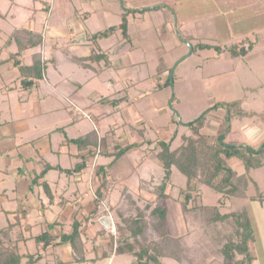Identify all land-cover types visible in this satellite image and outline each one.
<instances>
[{
    "label": "rangeland",
    "instance_id": "obj_1",
    "mask_svg": "<svg viewBox=\"0 0 264 264\" xmlns=\"http://www.w3.org/2000/svg\"><path fill=\"white\" fill-rule=\"evenodd\" d=\"M177 1L180 5L178 9L183 8L186 17L188 16L189 24H196L198 20L203 19L207 22L208 30L206 32L209 34L206 33V35L208 36L190 37L189 40H186L182 33L176 30V27H178L176 26L177 21L179 23L183 19V12L181 11L174 14L172 22H166L171 30V32H168V27L161 26L160 19L163 18V15H152L149 10L146 14H142L143 12H133L134 16L130 14L131 12L128 9L133 6L129 0L97 1V6L99 4H109L110 7L104 8L103 6L102 10H97L98 12L94 13L97 16L91 20L93 30L120 23L122 21L121 12L129 13V19L134 21L131 30H139L138 35L133 34L131 41L125 43L119 41V32L102 41L104 43L103 47L109 46L112 58H114L112 54L118 55L123 50H131V57L134 58V62L128 67L130 69L128 73L131 74L120 78L117 75L119 69L116 67V69H105L101 74L95 75L92 70L83 68L73 62H61L62 64L59 63L60 66L57 65L58 69H56L49 61L47 63L48 78L50 81L59 82L58 86L61 88L62 93L55 91L53 86L46 85V82L42 89H36L32 93L24 90L11 92L9 94L11 100L7 105L5 103L3 105L0 101V136L3 133L15 135L18 141L48 137L52 141L53 148L57 149L62 140L67 142L68 138L83 135L94 129L93 126L95 128L100 126L102 132L107 131L109 134L111 150H113L115 144L119 143L138 145L136 146L138 150L134 148L132 152L125 153L119 160L111 164L110 172H118L120 177H115L117 174H111L112 182L109 183L108 188H120L122 191L121 201L124 192L122 189L125 188V192L130 189L131 192H135V196L138 195L141 202H143L144 197L151 199L157 197L158 193L155 186L159 184L164 175L162 165L155 158V153L160 149L159 140H169L173 132L178 137L181 134L190 133L187 123L219 101L237 100V108L257 113L252 117L235 113L231 118V125L240 127L243 130L241 140L249 144H255L247 134L245 135L244 127L256 125L264 133V86L261 80L264 74V0H237L238 3L236 4L239 5L236 6L233 3L235 12L231 16L228 14L230 10L232 11V8L228 11L218 12V9L214 6L218 2L225 3L228 0ZM17 2L20 3V6L14 8L17 16L12 19L13 23H11L10 17L5 18L7 20H1L0 18L2 24L0 26V47L4 45L5 39L9 37L16 26H26V22L29 23L28 20L34 14H36L35 22L37 20L38 22L45 21L48 17L46 8H42L45 0H17ZM46 2L48 5L53 4V0H46ZM87 2L89 1L73 0V3L77 5L86 4ZM159 3L164 4V1L135 0V4L142 7H153ZM8 5L7 0H0V9L7 10ZM36 8L40 10L36 11ZM163 10L164 8H160L157 11L164 14L165 19ZM106 13H109L107 18L101 16V14ZM14 24L15 26H12ZM39 26L40 24L37 23V27ZM199 42H205V44L220 43L222 47L230 45L235 47V51L238 53L241 49L248 48L250 45H257V48L249 55H251L250 58L256 59L258 62L255 61L256 65H254L248 57H233L232 51L226 49V47H223L220 51L214 47L203 46L193 50L192 44ZM67 47L66 40H61L56 57L61 59L69 55L70 53L66 52ZM13 49L15 50L14 47H12V51ZM36 49L37 47H34L27 52L30 53ZM8 53L7 51L2 52V54L0 52V61L6 58ZM123 57L124 55L115 59L121 62ZM2 64L3 62L0 64V68ZM93 65L98 66L96 61ZM166 73L170 78L169 84L167 83L168 75ZM171 75L173 76V84ZM110 79L114 80V86L109 85L108 81ZM253 86L256 87L252 88ZM74 91L81 96L77 97V94H72ZM19 97L23 99L22 116H18L16 112ZM173 97H175L174 101ZM38 100H40V106L37 104ZM171 102L172 106H170ZM60 103L74 109V115L78 119L73 125L69 124L72 119L71 114L66 108L60 109ZM35 106L40 111L37 115H35ZM2 112L4 116H2ZM224 112L225 110L221 108L208 114L207 127L204 131L208 132L209 136L214 137ZM89 114H92L93 117L86 116ZM22 118L31 126L30 129L14 131L16 123L21 121ZM35 122H38V127L34 124ZM33 124L38 130H35ZM258 139L257 143L260 144L264 137ZM180 142L181 140L176 138L173 144L176 146ZM0 146H4V149H10L3 144H0ZM73 148H71L70 153H47L44 162L42 157H38L33 152L34 148L27 156L23 152V162L16 160L15 157L12 158V156L7 157V154L0 151V187H6L8 193H10L9 196H11L9 200H13V194L17 195L18 193L12 188L15 186V181L19 179L15 172L19 166H22L25 172L31 170L29 165L32 169L40 171L45 162L61 163L64 167H71L77 159H80ZM261 148L262 145L259 146L258 150ZM11 153L14 156L20 152H16L14 149ZM26 157L32 160L27 161L25 160ZM10 159L11 161H9ZM112 159L100 155L97 157V162L105 164ZM39 161L42 162L39 163ZM88 169L90 170L91 167H88ZM89 170L86 172H89ZM39 171L38 173H40ZM49 172L48 177L50 179L57 178L59 175L68 178L67 174H60L55 169H51ZM30 174L33 177L35 176L34 172ZM30 174L27 177L31 180ZM23 175L26 174L20 175L22 179L25 178ZM251 175L256 184L250 183L246 198L229 199L223 211L233 210L246 204L245 206L248 207L255 226V241L251 244L255 259L252 264H264V166L253 169ZM143 178L150 180V183H144ZM6 179L7 181H5ZM28 181H24V183L26 184ZM186 181V176L174 167V186L168 185L166 191L171 192L172 196L178 197L179 188L184 187ZM38 185L36 184L34 188L38 189ZM83 187L87 190L88 185L85 183ZM19 190L22 194L23 188L20 187ZM200 190L203 191L201 193L204 195L205 202L215 201L216 192L206 186L200 187ZM89 194L91 193H88V196ZM93 194L94 192H92V198L95 197V194ZM107 202L106 199H103L102 215L99 216V220L102 219L103 221V215L109 214V211L115 213L122 210L121 208L126 209L128 203L123 200L122 206L115 205L112 207V203L108 204ZM165 203L170 206L167 211L170 234L174 236L187 234L185 236L186 242L190 247L187 248L188 251L186 252L181 251V255L175 249L173 243L167 245L165 251L176 256L166 255L163 264H222L218 253L217 256L216 252L212 253L211 256L204 255V248L207 245L203 244V234L196 232L197 225L192 218L186 219L183 216L178 201H174L170 197ZM1 206H4V210L10 209L14 206V203L4 201ZM86 206L85 209L79 210L80 219L89 212V205ZM90 206L92 205L90 204ZM58 209L54 208L55 212ZM128 211H131V209ZM7 217L5 213L1 214L0 224H5ZM199 218L197 217L198 221L203 220L201 213ZM9 219H12V217L10 216ZM220 226L221 233L216 232L218 236L214 237L216 240L213 242V249L218 252L221 248L223 232L232 228L228 220L223 221ZM106 229L109 230L110 234L115 232L112 227L107 226ZM191 245L193 246L191 247ZM120 260L121 264H134L135 261L132 256H123Z\"/></svg>",
    "mask_w": 264,
    "mask_h": 264
},
{
    "label": "trees",
    "instance_id": "obj_2",
    "mask_svg": "<svg viewBox=\"0 0 264 264\" xmlns=\"http://www.w3.org/2000/svg\"><path fill=\"white\" fill-rule=\"evenodd\" d=\"M4 14L1 13L0 17ZM119 30L124 39H130L128 16L124 13L122 21L117 26H111L105 30L93 34L92 40L97 43L98 39L109 37L115 31ZM44 42V36L41 32L22 27L14 30L5 46L9 47L16 44V50L9 52V55L2 62H12L13 66L18 69L20 80L17 86L24 91H30L39 86L47 73V63H54L56 59L47 60L44 58L41 50L31 53V62H25V53L29 49L41 46ZM200 44V45H199ZM214 47L219 51L220 46L205 44L199 42L192 44L193 50L201 47ZM253 45L241 49L238 53L235 47H229L233 56L246 54ZM106 57V65L110 63L109 58L104 53L94 51L90 56L74 58L83 66L89 67L93 62H99ZM90 63L87 64L86 62ZM170 75V71H169ZM169 75L167 83L169 84ZM175 97H173L174 101ZM238 107V101H219L213 107L203 112L197 118L191 120L187 126L190 133L176 136L175 132L169 140H159V151L155 153V158L162 165L164 175L159 184L155 186L158 195L151 199L144 197L143 202L140 198H135L127 189L123 192V199L127 201L126 209L119 210L117 229L126 231L115 242L118 253H129L134 255V264H163L166 255L176 256L167 253L165 247L174 244L178 253L188 251L186 235L174 236L169 232V220L167 217L168 206L165 203L170 197L178 201L183 216L188 219L192 218L197 225L196 232L203 234L204 255L211 256L216 252L221 259L222 264H252L255 256L252 253L251 244L255 241V226L250 211L247 206L223 211L227 201L231 198H246L247 190L250 183H255L251 171L264 166V140L259 145L254 146L241 142L240 128L232 127L231 118L235 113L238 115H257L253 111H243ZM225 110L221 123L219 124L214 137L209 136L204 130L207 127L208 114L211 111ZM235 108V109H234ZM176 131V130H175ZM109 135L100 136L95 131L88 132L83 136L67 139L70 143L78 146L80 150L90 148L83 156L82 161L77 162L72 168H62L50 163L44 164L40 173L35 172L29 191H34V186L39 183L46 173L51 169H59L61 172L71 174L79 172L88 165V158L100 154L113 159L108 163H94L93 171L99 181V186L94 197V209L89 216L85 218L100 215V206L103 201L104 192L102 189L109 182L110 166L119 160L125 153L138 146L137 144H115L113 150L109 146ZM176 138L181 140L180 144L174 146ZM223 138V140H222ZM262 148L258 150L259 146ZM236 158L243 164L245 172L238 171L230 164V159ZM176 167L183 175L186 176V184L179 188L178 197L172 196L167 192V186L173 185V168ZM144 183H150V180L144 179ZM44 190L49 197H52L49 184L46 180L42 182ZM208 187L217 193L214 204H204L202 197L203 191L200 187ZM259 190V189H258ZM260 191V190H259ZM202 192V193H201ZM261 192V191H260ZM202 208V209H201ZM131 209V211H128ZM7 216H12L7 224L0 226V264H37L40 256L31 253H21V246L32 234L35 223L27 219V209L23 204L19 205L12 211H6ZM202 219L198 221L199 214ZM200 219V218H199ZM205 219V220H204ZM228 220L232 228L223 232V240L220 251H214V237L220 234V224ZM57 224L56 220L48 222V227L40 233L33 236L38 244L43 246L52 245L56 236L51 234V229ZM82 223L76 218L72 222V232H62L55 244L70 243L74 251V258L79 262H88L97 258H86L85 241L82 236ZM218 231V232H217ZM217 232V233H216ZM220 236V238L222 239ZM193 245H191L192 247ZM167 253V254H166ZM26 260L24 261V259ZM40 264V263H39ZM44 264H49L45 262Z\"/></svg>",
    "mask_w": 264,
    "mask_h": 264
},
{
    "label": "crops",
    "instance_id": "obj_3",
    "mask_svg": "<svg viewBox=\"0 0 264 264\" xmlns=\"http://www.w3.org/2000/svg\"><path fill=\"white\" fill-rule=\"evenodd\" d=\"M9 2V5L7 6V10H1V13L5 15V17H0L1 20L10 17L11 19V23H13L12 19L16 18L17 13L16 10L14 8H17L18 6H20V3L17 2V0H7ZM84 1H89L86 4H80L77 5L76 3H73V0H53V4L52 5H48L46 0L42 5V8H46L48 17L46 18L45 21H39L38 20L35 22L34 20L36 19V14H34L33 16L30 17V19L28 21H30L29 23L26 22V26H16L15 29L12 30V32L18 28H22V27H27L29 29L41 32L44 36V42L42 43L41 46H38L36 50L33 51H40L42 52L43 56L45 59L47 60H51L52 58L56 59L53 64V66H55L56 69H58L56 66H60V64L64 63V62H73V63H77L79 66L86 68V69H90L94 72L95 75H99L102 72H104L105 69H110V68H115L117 67L118 72L117 75L120 78H124L126 75H130L131 73L128 69L129 65L132 64L134 61V58L131 57V50L129 51H122L120 54L115 55L112 54V56L114 58H112L110 56V49L109 46L107 47H103L102 41L104 39H108V37L105 38H101L97 40V43H95L92 40V36L93 34L97 33L98 31L101 30H105L111 26H117L120 23L118 22V24H111L108 25L106 28H100V29H96L93 30L91 25V20L93 17L97 16L94 13H97V10H102L103 6L104 8H109V4H103V5H98L97 6V1L99 2V0H84ZM104 0H102L103 2ZM132 3V6L130 9H128L129 12H131L130 14L137 13V12H143L142 14H146V12L149 10L152 15H163V18L160 19L161 21V26L163 27H168L167 31L171 32V30L169 29V24L166 22H172L173 21V17L174 14L178 11L183 12V8L180 10L178 9V7H180V5H178V1L177 0H161L164 1V4H156L153 7H142V6H138L137 4H135V0H129ZM167 1V2H166ZM109 2V0H108ZM237 6L239 4L237 0H228V2L222 3V2H218V3H214L215 7L218 9V12H224V11H228L230 10V8H232V11H229V16H231L232 13L235 12V10L233 9V7L235 6L234 4ZM163 6V7H161ZM183 6V5H182ZM160 8H164V12H165V19H164V14H160L161 12L157 11L160 10ZM36 8V11H39L40 9ZM152 9V10H150ZM104 10V9H103ZM155 11V12H154ZM36 13V12H35ZM118 14H120L118 12ZM121 17H123L124 12H121ZM136 15V14H135ZM101 16L103 17H108L109 13L106 14H101ZM128 16V22H129V32H130V39H124L122 37V34L119 32V30L115 31L112 35L117 34L118 32L120 33L118 38L119 41H121L122 43L131 41L133 34L134 35H138L139 30L135 31V30H131L132 25H134V21L132 19H129V13L127 14ZM183 19L181 22L178 23L177 21V25L178 27H176V30H179V32L182 33V35L184 36V38L186 40H189L190 37H203V36H208L206 35V32L208 30L207 28V22L203 19V20H198L196 24H189L188 22V16L186 17V13L183 12L182 13ZM186 17V18H185ZM7 20V19H5ZM37 23L40 24L39 27H37ZM29 24V25H28ZM210 25V24H209ZM0 26H2V24L0 23ZM4 26V25H3ZM12 26H15L12 25ZM37 27V28H36ZM1 31V29H0ZM11 32V33H12ZM209 34V33H208ZM11 35V34H10ZM9 35V36H10ZM111 36V35H110ZM109 36V37H110ZM9 37H7L5 39V42L7 41ZM61 40H66V43L68 45L67 47V53H70L69 55L62 57L61 59L57 58V50L58 48H60V44H61ZM203 41V40H202ZM205 43V42H204ZM212 44V43H211ZM213 45H218L221 47V49H223V47H231L230 45L228 46H221V44H213ZM12 47L15 48L16 50V44H12L9 47L5 46V43L2 47H0V52L2 54V52L7 51V52H11L12 51ZM257 48V45H254L252 47V49H250V51H248V53L244 54V55H240V56H233V57H248L250 59V62L254 65H256L257 61L256 59H252L250 58L251 54L254 49ZM63 49L65 50L64 46ZM31 50V49H29ZM14 51V49H13ZM28 51V50H27ZM26 51L25 53V62L26 63H30L31 62V53H28ZM94 51L100 52V53H104L105 55L108 56L110 63L108 65H106V57L103 58V60H101L100 62H96L98 64V66L96 67V65H93V62L90 64L89 67L87 66H83L80 63H78L75 59L76 58H80V57H87L90 56ZM9 55V53H8ZM8 55L6 56V58L8 57ZM122 55H124V57L122 58L121 62L119 60H116V57H121ZM232 56V55H231ZM4 58V59H6ZM75 58V59H74ZM3 59V60H4ZM2 60V61H3ZM116 60V61H115ZM2 61H0V64L2 63ZM62 62V63H61ZM258 62V61H257ZM60 63V64H59ZM87 64H89L90 62L87 61ZM168 75V73H166ZM20 80V75H19V71L18 69H16L12 62H3L1 68H0V81H1V85H0V101L1 103L4 105V103L7 105L9 103V100H11V98L9 97V94L13 91H19L22 90L21 88H19L18 83ZM262 80V84L264 86V74L261 78ZM46 82V85H50L54 87V90L59 91L62 93L61 88L58 86L59 82H53L50 81L48 78V75L46 73L45 78L40 81L39 86L35 87L34 89H31L30 91H28L29 93L34 92L36 89H42L44 87V83ZM110 86H114V80L110 79L108 81ZM256 86H253L252 88H255ZM249 88V87H247ZM246 88V89H247ZM69 92L71 93V91L69 90ZM66 95H68L67 93H64ZM62 94L64 97L65 95ZM72 94H77L76 91H74ZM52 95V94H50ZM80 94H77V97H80ZM127 96V95H126ZM79 101V100H78ZM23 99H21L20 97L18 98V104L16 105L17 109V115L18 116H22L23 115ZM77 102V101H76ZM37 104L40 106V100L37 101ZM59 108L60 109H64L66 108L69 113L72 116V119L70 120L69 124H74L76 122V119H78V117L76 115H74V109L70 108L68 106H66L63 103L59 104ZM35 111L36 114H39L40 111H38L36 109L35 106ZM11 113H13L11 111ZM1 116V115H0ZM2 116L3 112H2ZM88 117H93L92 114L86 115ZM37 127L39 126L38 122L34 123ZM33 124V126H34ZM42 124V123H41ZM43 125V124H42ZM30 125L25 121L24 118L21 119V121H18L15 125L14 131H23V130H28L30 129ZM34 126L35 130H38V128ZM53 127V126H52ZM234 127V126H232ZM58 129V127H56ZM94 129L89 130L88 132L91 131H95L97 134H99L100 136H104L107 135L108 132L104 131L102 132L100 129V126H97V128H95L93 126ZM240 128V127H239ZM60 129V127H59ZM242 128H240V138L242 139ZM244 131H245V135L247 134L249 136V138L251 139V141H254L255 144H250V145H254L257 146L259 145L257 142L259 141V137H264V133L263 131L258 127V126H253V127H249L245 126L244 127ZM88 132L84 133L83 135L87 134ZM11 134V133H9ZM83 135H79V136H83ZM109 135V134H108ZM78 137V136H77ZM39 138V137H37ZM33 138L29 141L27 140H23V141H18V139L15 137V135H6L5 133H3L2 136H0V144L6 145V148H10L8 149H4V146H0V151L1 153L7 154V157L12 156L15 157L16 160H19L21 162H23V157L22 154L23 152H25L26 156L28 154L31 153V150L34 148L33 152L38 156V157H42L43 162L44 160H46L45 155L47 153H53L55 152L56 154H62L63 152H68L70 153V150L72 147H74L73 149L76 151V155H78L80 157V159H77V161L75 162V164L79 161H82L83 156L86 155V153L90 150V148L85 149V150H80L78 148L77 145L70 143L68 140L67 142L65 140H62L59 143V147H57V149L53 148L52 145V141L50 138L48 137H42V138ZM71 138H76V137H71ZM70 139V138H68ZM33 140H36L35 142H31ZM243 143H246L245 141H242ZM66 143V144H65ZM35 144V145H34ZM249 144V143H246ZM72 145V147H71ZM12 147V148H11ZM138 150L137 147H134ZM133 148V149H134ZM142 149V146L140 147ZM139 148V149H140ZM16 150V152H20V153H16L14 156L11 153V151ZM131 149L130 151H128L127 153L132 152ZM100 156V154H97L96 156H91L88 158V165L86 168L82 169L79 172H73L71 174H68L66 172H61L59 169H55L57 171H59V173H65L66 176H68V178L66 179L65 177H62L61 175L56 177H53V179H50L49 176V171L46 173V175L39 180V184L38 185V189L34 188V191H29V186L32 182V174H30L31 172H35L38 173V169H32L31 166L29 165V168L31 169L29 172H25L24 168L22 166H19L17 168V170L15 171L17 173V177L19 178L18 180L15 181V186L12 188L13 190L17 191V195H14L13 200H9V198H11V196H9L10 193H8V189L6 187H0V215L5 213V215H7L6 211H12L13 209H15L19 203L23 204V208L27 209V219L33 223H35L36 225H34L33 229H32V234L27 232V235L30 236V238H28L26 241H24V243L21 246V253H31V254H36L37 256H40L41 258L39 259V261L37 262V264H44L45 262L49 263V264H87V262H79L76 261L74 258V251L72 249V246L70 243H62V244H55L53 245L55 242H58V237L59 235L64 232V233H70L72 232V222L73 219L76 218L77 220L81 221L82 223V236L84 238L85 241V247H86V258L87 260L89 259H93V258H97L100 259L102 261L108 260L110 259L111 264H121V257L123 256H132L133 259L134 255L129 254V253H118L116 251V244L115 242L117 241V239H119V237L122 235L126 234V231H120L119 229H117V223L119 220L118 214L119 213H114L113 211H109V214L103 215L105 216L104 218L107 219L106 221L111 222L114 226H115V232L113 233H109V230L106 229L107 225H106V221H102L99 220V216L102 215L101 212V208H103V205L101 204L100 206V215H95L94 217H90L88 220H85V218L87 216H89V214H91V212L94 209V198H92V192H94V194L96 193V190L99 186V181L96 178L94 172H93V165L94 163H97V157ZM102 156V155H101ZM30 157V156H29ZM26 157L27 161H31L32 159ZM108 158H112V157H108ZM11 161V159L9 160ZM42 161H39V163H41ZM230 164L238 171V173H244L245 169L243 164L240 162V160L233 158L230 159ZM38 163V164H39ZM46 163H50V162H45ZM29 164V163H28ZM54 166H61L62 168H70V167H64L61 163H50ZM74 164V165H75ZM108 164V163H105ZM73 165V166H74ZM11 166V165H10ZM71 166V168L73 167ZM88 167H91V169L89 170ZM44 168V165H43ZM43 168L39 171L41 172L43 170ZM10 169V168H9ZM11 170V169H10ZM87 170H89V172H86ZM85 171V172H83ZM109 182L106 185L107 187H105L103 190L104 192V197L103 199H106L108 202V204L112 203V207L115 205L118 206H122L123 205V200L121 201V195H122V191L120 188H116L113 189H109L108 186L110 185L109 183L112 182V175H116L115 177H120V175H118V172H109ZM22 174H26L23 175V177H25L24 179H22L20 175ZM30 174V178L31 180L27 177ZM64 175V176H65ZM144 179V178H143ZM29 180V181H28ZM46 180L49 184L50 187V192L52 193V197H49L45 190L44 187L42 185V182ZM7 181V179L5 180ZM24 181H28L26 182V184L24 183ZM87 181V182H86ZM24 184H23V183ZM86 183V185H88L87 190L83 187V185ZM1 184V182H0ZM35 184V185H36ZM22 187L23 188V192L22 194L20 193L21 190H19V188ZM124 190V188L122 189ZM128 191L135 197L138 198V195L135 196V192H131L130 189H128ZM205 191V190H204ZM85 192V193H84ZM206 192V191H205ZM204 192V193H205ZM88 193L89 194L88 196ZM84 194V195H83ZM93 194V195H94ZM95 196V195H94ZM204 197V195H203ZM202 197L203 203L204 204H214V200L211 202H205L204 198ZM12 202L14 203V206L11 207L10 209H5L4 210V206H1L3 202ZM121 201V202H119ZM125 202V201H124ZM90 204L92 206H90ZM88 206V214L86 216H83L82 219L79 218V210H83L85 209V207ZM168 206V205H167ZM111 207V206H110ZM170 206H168L169 208ZM54 208H59L56 212L54 210ZM180 209V206H179ZM4 210V211H3ZM181 211V209H180ZM109 215V216H108ZM9 215L7 217V222L9 220ZM12 217V216H11ZM56 220L57 224L51 229V234L56 236V239L54 240L52 245L49 246H43L42 244H38L36 243V241L34 240L33 236L40 233L42 230H44L45 228L48 227V222L54 221ZM7 222L5 224H7ZM5 224H0V226H3ZM170 225V224H169ZM112 258H111V257ZM26 260V258L24 259V261ZM109 261V260H108ZM106 261V262H108ZM134 263V262H133Z\"/></svg>",
    "mask_w": 264,
    "mask_h": 264
},
{
    "label": "built area",
    "instance_id": "obj_4",
    "mask_svg": "<svg viewBox=\"0 0 264 264\" xmlns=\"http://www.w3.org/2000/svg\"><path fill=\"white\" fill-rule=\"evenodd\" d=\"M105 217V216H104ZM107 219L103 218V221L105 222ZM106 224L108 227H112L113 230H115L114 225L111 222L106 221ZM87 264H111L110 260L108 262L102 261L100 259H94L87 262Z\"/></svg>",
    "mask_w": 264,
    "mask_h": 264
},
{
    "label": "water",
    "instance_id": "obj_5",
    "mask_svg": "<svg viewBox=\"0 0 264 264\" xmlns=\"http://www.w3.org/2000/svg\"><path fill=\"white\" fill-rule=\"evenodd\" d=\"M171 79H172V84H173V76L171 75ZM170 106H172V102L170 103ZM189 123V122H188ZM187 123V124H188ZM222 140H223V138H222Z\"/></svg>",
    "mask_w": 264,
    "mask_h": 264
}]
</instances>
